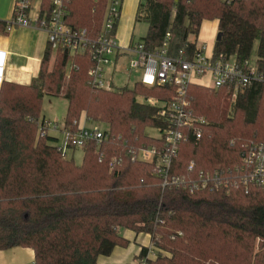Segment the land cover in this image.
Wrapping results in <instances>:
<instances>
[{
  "label": "trees",
  "instance_id": "16d2710c",
  "mask_svg": "<svg viewBox=\"0 0 264 264\" xmlns=\"http://www.w3.org/2000/svg\"><path fill=\"white\" fill-rule=\"evenodd\" d=\"M107 1L67 0L65 23L96 38ZM51 3L40 0V14L47 15ZM135 20L147 24L140 41L146 51L158 49L170 33L168 55L184 51L187 58L196 51L201 25L217 21L221 36L213 55L243 62L257 42L264 68L263 0H146ZM5 26L12 25L0 23V33ZM93 64L88 54L46 45L28 85L0 84V252L30 249L33 264H98L116 247H127L119 234L127 230L150 237L155 259H146L147 249L139 254L147 264H264V185L245 190L234 180L213 191L163 188L155 162L131 161V154L163 147L145 135L147 128H164L158 108L138 98L163 103L175 89L138 81L131 89H97L88 75ZM44 96L67 101L68 134L82 116L107 126L108 139L98 149L94 142L81 148L80 166L58 151L57 138L39 135ZM186 98L204 125L197 142L181 144L170 179L194 178L200 171L228 173L227 179L242 175L243 154L264 147V88H247L231 102L224 88L192 84ZM191 162L193 173L187 171Z\"/></svg>",
  "mask_w": 264,
  "mask_h": 264
},
{
  "label": "built area",
  "instance_id": "2783aa9c",
  "mask_svg": "<svg viewBox=\"0 0 264 264\" xmlns=\"http://www.w3.org/2000/svg\"><path fill=\"white\" fill-rule=\"evenodd\" d=\"M264 1V0H263ZM122 0H108L98 36L90 39L85 31L75 30L65 23L67 0H52L50 12L40 14L39 4L35 9L32 0H16L14 17L10 22L12 26L22 28H35L46 34L47 45L51 50L66 49L70 54L91 56L93 66L88 75L94 87L106 91H115L112 77L108 68H115L122 58L127 59V69L139 71L138 82L145 87L171 86L176 94L167 102L157 103L153 100L138 98L139 102L155 105L158 108V116L164 123V128L158 130V139L162 142V149L139 148L131 154V161L155 162L158 172L156 176L162 180V187L175 185L189 193L197 191H213L230 186V182L236 180L244 189L248 186L264 185V147L251 146L244 153V167L242 175L231 176L227 179L224 172L204 173L198 172L194 178H172L170 171L177 157L182 143L189 140L197 142L201 137V126L204 121L197 119L190 108L186 98L188 86L200 85L217 90L224 88L230 92V100L234 102L239 92L252 86L264 88V68L258 64L255 58L249 56L243 62H237L234 57L214 56L213 51L207 53L206 46H198L196 51L187 58L184 51L177 56L168 55V41L170 33H167L161 46L153 52L144 49L142 43H136L122 48L115 37L117 21L120 14ZM32 13V14H31ZM85 119L83 122H86ZM76 126L74 134H68L64 130L59 131L58 126L43 122L39 125V135L44 137L51 132H61L62 141L57 146L59 152L66 157V151L83 148L88 142H94L98 149L103 141L108 139L107 129L100 131L97 127L85 128L83 123H73ZM187 171L193 173L194 164L191 162ZM234 173H238L235 168ZM230 178V177H229ZM235 184V183H233ZM142 264H147L144 261Z\"/></svg>",
  "mask_w": 264,
  "mask_h": 264
},
{
  "label": "crops",
  "instance_id": "0c3cea01",
  "mask_svg": "<svg viewBox=\"0 0 264 264\" xmlns=\"http://www.w3.org/2000/svg\"><path fill=\"white\" fill-rule=\"evenodd\" d=\"M15 1L0 0V23L8 24L12 21ZM145 1L122 0L115 31L116 41L120 47L126 48L133 43L140 42L135 41V18L137 7L140 3H145ZM38 4V0H32V6L35 9L38 7ZM209 23L211 22H204L203 29ZM213 23L216 25V30L218 31L217 21ZM3 30L4 34L0 33V84L2 82H9L28 85L39 71V64L47 45L46 34L42 30L32 27L5 26ZM190 41H194V39L192 38ZM196 43L198 46L206 47L208 43L209 50L207 52H212L215 43L213 34L207 35L205 32H199ZM122 60L123 58L118 61V64ZM84 120L85 117L82 116L80 122L83 123L85 128L91 129L95 127H90L92 123L89 121L83 122ZM87 124H89V127H86ZM58 129L62 131L63 127H58ZM50 136L55 137L54 134ZM123 231L124 233L120 236L128 241L127 247H116L110 256L99 257L97 260L98 264H142L146 259H155L157 251L151 246L148 235H137L131 231ZM141 249L149 250L146 259H139ZM33 259V252L30 249L14 248L0 252V264H33Z\"/></svg>",
  "mask_w": 264,
  "mask_h": 264
},
{
  "label": "rangeland",
  "instance_id": "374dc122",
  "mask_svg": "<svg viewBox=\"0 0 264 264\" xmlns=\"http://www.w3.org/2000/svg\"><path fill=\"white\" fill-rule=\"evenodd\" d=\"M39 2V0H38ZM144 3V2H143ZM143 3H140L136 10V16L137 13L141 10V5ZM136 21V20H135ZM205 26V25H204ZM147 30V24L144 21H136V28L134 32L135 41H141L145 37V33ZM200 32H205L207 35L213 34V40H216V36L218 34V31L216 30V25L211 22L207 27H204L202 24V30ZM193 37H190L192 39ZM194 39V38H193ZM139 43V42H136ZM133 43V44H136ZM207 50H209V44L207 43ZM256 49H257V42L254 43L252 51H251V58L256 57ZM208 53V52H207ZM54 61V57H51V60L48 64V69H51L52 64ZM108 72L110 73V76L112 77V82L114 85V90H120L122 88L131 89L135 82H137L140 78V72L130 71L127 69V59L123 58L120 64H117L115 68H108ZM66 109H67V101L63 98H54L49 96H44L41 104V110L39 114V120L44 119L45 122H49L51 125H57L59 128H62L64 125V118L66 115ZM86 119V118H85ZM90 122V121H89ZM97 127L100 131H104L107 129V126L105 124L94 122L91 124L90 127ZM86 127H89V124L86 125ZM49 135L54 134L57 140L55 141V145H59L62 141V133L61 132H48ZM145 135L151 138H157L159 136V132L156 129L153 128H147L145 130ZM66 158L71 159L73 163L76 166H80L83 159V149L76 148L74 150H68L66 151ZM120 235L124 233L123 230L119 231Z\"/></svg>",
  "mask_w": 264,
  "mask_h": 264
},
{
  "label": "water",
  "instance_id": "95a60500",
  "mask_svg": "<svg viewBox=\"0 0 264 264\" xmlns=\"http://www.w3.org/2000/svg\"><path fill=\"white\" fill-rule=\"evenodd\" d=\"M220 34L218 33L217 36H216V40H218L220 38Z\"/></svg>",
  "mask_w": 264,
  "mask_h": 264
}]
</instances>
